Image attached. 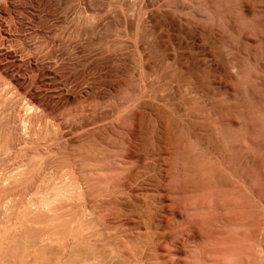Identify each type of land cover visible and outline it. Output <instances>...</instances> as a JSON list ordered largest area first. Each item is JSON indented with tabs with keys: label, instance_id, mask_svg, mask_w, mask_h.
<instances>
[{
	"label": "rangeland",
	"instance_id": "374dc122",
	"mask_svg": "<svg viewBox=\"0 0 264 264\" xmlns=\"http://www.w3.org/2000/svg\"><path fill=\"white\" fill-rule=\"evenodd\" d=\"M92 1L20 0L13 7L19 25L12 28L35 35L33 44L51 39L46 59L37 53L19 72L11 71L21 75V86L35 96L44 119L63 114L70 119L69 158L87 208L84 247H97L99 264H264V0H145L142 6L135 0ZM79 19L80 38L73 22ZM36 66L43 70L39 78L58 79L61 92L32 83ZM83 145H94L96 153L78 160L76 149Z\"/></svg>",
	"mask_w": 264,
	"mask_h": 264
},
{
	"label": "bare ground",
	"instance_id": "6f19581e",
	"mask_svg": "<svg viewBox=\"0 0 264 264\" xmlns=\"http://www.w3.org/2000/svg\"><path fill=\"white\" fill-rule=\"evenodd\" d=\"M20 0H0V264H99L101 257L95 253L94 249L83 245L85 231L88 228L84 226L83 215L87 208L83 203L82 187L78 184L74 172L76 168L75 161L69 158L71 154L68 149V134L66 127L70 121L68 115H62L60 118H45L44 110L37 104L35 96L29 89L21 86V75H17L26 61L32 60L35 55L46 59L51 51V42L49 38L44 37L40 43H34V36L31 34H21L17 29L18 20L13 13V7ZM22 1V0H21ZM30 1V0H29ZM44 1V0H43ZM62 1V0H61ZM65 2L80 3L81 0H64ZM92 1V0H90ZM96 0H94L95 2ZM99 1V0H98ZM109 1V0H108ZM107 1V2H108ZM116 1V0H115ZM120 2L119 0H117ZM123 1V0H121ZM142 6L145 0H135ZM147 1V0H146ZM164 1V0H163ZM163 1H161L163 3ZM58 2V1H57ZM93 2V1H92ZM117 2V5H118ZM130 2V1H129ZM148 2V1H147ZM154 2V1H153ZM160 2V0H159ZM170 2V1H169ZM168 2V3H169ZM35 3V2H34ZM62 3V2H61ZM60 3V4H61ZM96 3V2H95ZM113 3V1H112ZM132 3V2H131ZM24 4V3H23ZM66 4V3H65ZM72 4V3H71ZM70 4V5H71ZM87 4V3H86ZM102 4V2H101ZM110 4V3H108ZM116 4V2L114 3ZM122 4H125L123 2ZM128 4V2H127ZM147 4V3H146ZM161 4V3H160ZM35 5V4H34ZM48 5V4H47ZM50 5V4H49ZM69 5V4H68ZM96 5V4H95ZM103 5V4H102ZM105 5V4H104ZM103 5V6H104ZM112 5V4H111ZM130 5V4H129ZM128 5V7H129ZM129 8L131 10H136ZM159 5V4H158ZM157 5V6H158ZM165 5V4H164ZM59 6V5H58ZM65 6V5H64ZM74 6V5H73ZM77 6V4H76ZM85 6V5H84ZM102 6V7H103ZM106 6V5H105ZM121 6V5H120ZM47 7V6H46ZM69 7V6H67ZM87 7V6H86ZM94 7V6H93ZM101 7V8H102ZM127 7V5L125 6ZM155 7V6H154ZM153 7V8H154ZM16 8V7H15ZM64 8V7H63ZM72 8V7H71ZM82 8V7H81ZM97 8V7H96ZM109 8V7H106ZM122 8V6H121ZM139 8V7H138ZM143 8V7H142ZM51 9V8H50ZM53 9V8H52ZM87 9V8H86ZM110 9V8H109ZM107 9V10H109ZM111 9H114L112 6ZM141 9V8H140ZM149 9V8H147ZM164 9V8H163ZM162 9V11H163ZM169 9V8H167ZM85 10V8H84ZM88 10V9H87ZM90 10V9H89ZM98 10V9H97ZM102 10V9H100ZM119 8L117 9V11ZM126 10V9H125ZM138 10V9H137ZM160 10V9H159ZM33 11V10H31ZM62 11V10H61ZM60 11V12H61ZM75 11V10H73ZM95 11V10H94ZM110 11V10H109ZM121 11V10H120ZM146 11V10H145ZM65 12V11H64ZM77 12V9H76ZM83 12V9H82ZM80 12V14L82 13ZM88 12V11H87ZM100 12V11H99ZM111 11L110 13H112ZM127 12V11H126ZM131 12V11H130ZM133 12V11H132ZM137 12V11H136ZM140 12V10H139ZM147 12V11H146ZM145 12V13H146ZM24 13V12H23ZM73 13V12H72ZM79 13V12H78ZM86 13V12H85ZM95 13V12H94ZM97 13V11H96ZM95 13V14H96ZM115 13V12H114ZM123 12L122 14H124ZM129 13V12H127ZM142 13V12H141ZM144 13V12H143ZM142 13V15H143ZM148 13V12H147ZM146 13V14H147ZM22 14V13H21ZM56 14V13H55ZM58 14V12H57ZM71 14V13H70ZM77 14V13H76ZM84 14V13H83ZM92 14V13H90ZM99 14V13H98ZM109 14V13H108ZM121 14V13H120ZM121 14V15H122ZM130 14V13H129ZM134 14V13H133ZM136 14V13H135ZM28 15V14H27ZM44 15V13H43ZM46 15V14H45ZM66 15V14H65ZM74 15V14H73ZM86 15V14H85ZM88 15V14H87ZM93 15V14H92ZM97 15V14H96ZM101 15V13H100ZM107 15V14H106ZM111 15V14H110ZM114 15V14H112ZM116 15V13H115ZM119 15V13H118ZM120 15V16H121ZM131 15V14H130ZM138 15V14H137ZM141 15V17H142ZM145 15V14H144ZM149 15V14H148ZM31 16V15H30ZM29 16V17H30ZM60 16V15H58ZM63 16V15H61ZM69 16V15H68ZM80 16H83L82 14ZM95 16V15H94ZM127 16V15H126ZM139 16V15H138ZM147 16V15H146ZM50 17V16H49ZM65 17V16H64ZM87 17V16H86ZM104 17V16H103ZM109 17V16H108ZM113 17V16H111ZM134 17V16H133ZM136 17V16H135ZM140 17V16H139ZM140 17V18H141ZM144 17V16H143ZM32 18V17H31ZM34 18V17H33ZM55 18V17H53ZM73 18V17H71ZM70 18V19H71ZM75 18V17H74ZM89 19L91 17H88ZM86 18V23L89 19ZM96 17H94L95 20ZM99 18V17H98ZM106 18V17H105ZM104 18V19H105ZM116 18V17H115ZM139 18V20H140ZM77 19V16H76ZM81 19V17H80ZM73 21L75 32L78 38L81 36L82 23L80 20ZM83 19V18H82ZM88 19V20H87ZM92 19V18H91ZM90 19V20H91ZM100 19V18H99ZM98 19V20H99ZM113 19V18H111ZM119 19V17H118ZM29 20V19H28ZM49 20V19H48ZM51 20V18H50ZM68 20V19H67ZM84 20V19H83ZM93 20V19H92ZM136 20V19H135ZM145 20V19H144ZM21 21V20H20ZM30 21V20H29ZM55 21V20H54ZM52 21V22H54ZM97 21V20H95ZM95 21H90L94 22ZM103 21V19H102ZM107 21V20H106ZM109 21V19H108ZM125 21V20H124ZM131 21V20H130ZM143 21V18H142ZM149 21V20H148ZM46 22V21H45ZM71 22V21H70ZM84 22V21H83ZM110 22V21H109ZM141 21L137 23L139 25ZM152 22V21H151ZM43 23V22H42ZM47 23V22H46ZM63 23V22H62ZM85 23V24H86ZM93 23V25H94ZM97 23V22H96ZM101 23V22H100ZM52 24V23H51ZM58 24V23H57ZM64 24V23H63ZM67 24V22H66ZM72 24V23H71ZM111 24V23H110ZM116 24V23H114ZM122 24V23H121ZM145 24V22H144ZM150 24V23H149ZM89 25V24H88ZM92 25V27H93ZM97 25V24H96ZM106 25V24H104ZM103 25V26H104ZM109 25V24H107ZM119 25V24H118ZM123 25V24H122ZM125 25V24H124ZM127 25V24H126ZM141 25V24H140ZM139 25V26H140ZM40 26V25H39ZM62 26V25H60ZM68 26V25H65ZM87 26V25H86ZM99 26V25H98ZM102 26V27H103ZM120 26V25H119ZM144 26V25H143ZM88 27V26H87ZM95 27V26H94ZM101 27V28H102ZM129 27V25H128ZM134 27V26H133ZM70 28V27H69ZM68 28V29H69ZM86 28V27H85ZM89 28H91L89 26ZM86 28V29H89ZM109 28V27H108ZM127 28V26H126ZM125 28V29H126ZM132 28V27H131ZM140 28V27H139ZM138 28V29H139ZM42 29V28H41ZM93 29V28H92ZM96 29V28H95ZM112 29V28H111ZM136 30V32L139 30ZM141 29V28H140ZM154 29V28H151ZM20 30V29H19ZM73 30V29H72ZM71 30V31H72ZM90 30V29H89ZM98 30V29H97ZM101 30V29H100ZM107 30V29H106ZM143 30V29H141ZM87 31V30H85ZM93 31V30H92ZM114 31V30H113ZM121 31V29H120ZM123 31V30H122ZM128 31V30H127ZM21 32V31H20ZM29 32V31H28ZM27 32V33H28ZM58 32V31H57ZM74 32V31H73ZM88 32V31H87ZM107 32V31H106ZM115 32V31H114ZM118 32V31H117ZM132 32V31H131ZM59 33V32H58ZM89 33V32H88ZM95 33V32H94ZM93 33V34H94ZM100 33V32H99ZM103 34V32H101ZM126 33V32H125ZM125 33H123L125 36ZM55 34V32H54ZM67 34V33H66ZM87 34V33H86ZM119 34V33H117ZM130 34V33H127ZM126 34V35H127ZM134 34V32H133ZM137 34V33H136ZM59 35V34H58ZM61 35V33H60ZM71 35V34H70ZM107 35V34H106ZM114 33H112V36ZM122 35V32H121ZM63 36V33H62ZM68 36V35H67ZM76 36V35H75ZM87 36V35H86ZM90 36V34L88 35ZM95 36V34H94ZM101 36V35H99ZM109 36V35H108ZM116 36V35H115ZM153 36V35H152ZM155 36V35H154ZM59 37V36H58ZM74 37V35H73ZM92 37V35H91ZM97 37V35H96ZM118 37H120L118 35ZM126 37V36H125ZM132 37V35H131ZM138 37V36H137ZM144 37V36H143ZM54 38V37H53ZM82 38V37H81ZM98 38V37H97ZM105 38V37H104ZM115 38V37H114ZM135 38V37H134ZM141 38V37H140ZM154 38V37H153ZM40 39V38H38ZM57 39V38H56ZM55 39V40H56ZM63 39V38H62ZM125 39V38H124ZM136 39V38H135ZM138 39V38H137ZM136 39V40H137ZM155 39V38H154ZM68 40V39H67ZM81 40V39H80ZM115 40V39H114ZM135 40V41H136ZM139 40V39H138ZM38 41V40H37ZM63 41V40H62ZM82 41V40H81ZM96 41V40H95ZM113 41V40H112ZM119 41V40H118ZM35 42V41H34ZM60 42V41H59ZM83 42V41H82ZM93 42V40H92ZM108 42V41H107ZM116 42V41H115ZM124 42V41H123ZM122 42V43H123ZM130 42V41H129ZM153 42V41H152ZM54 43V42H53ZM61 43V42H60ZM71 43V41H70ZM111 43V42H110ZM127 43V42H126ZM89 44V43H88ZM95 44V43H92ZM116 44H118L116 42ZM157 44V43H156ZM55 45V44H53ZM101 45V44H100ZM98 45V46H100ZM104 45V44H102ZM110 45V44H109ZM136 45V44H135ZM139 45V44H138ZM69 46V45H68ZM71 46V45H70ZM111 46V45H110ZM61 47V46H60ZM79 47V46H78ZM96 47V46H95ZM94 47V48H95ZM117 47V46H116ZM114 47V50L115 48ZM122 47V46H121ZM148 47V46H147ZM40 48L41 52H38ZM67 48V47H66ZM76 48V47H74ZM90 48V47H89ZM98 48V47H97ZM96 48V49H97ZM113 48V47H111ZM130 48V47H129ZM132 48V47H131ZM137 48V47H136ZM55 49V48H54ZM82 49V48H81ZM93 49V48H92ZM105 49V48H104ZM44 50L45 55L42 54ZM61 50V49H60ZM68 50V49H67ZM74 50V49H72ZM79 50V49H78ZM95 50V49H94ZM103 50V49H102ZM118 50V49H117ZM124 50V49H123ZM131 50V49H130ZM135 50V49H134ZM132 50V51H134ZM138 50V49H137ZM65 51V49H64ZM69 51V50H68ZM67 51V52H68ZM77 52V50H75ZM87 51V50H86ZM127 51V50H126ZM131 51V52H132ZM139 51V50H138ZM90 52V51H89ZM88 52V53H89ZM98 52V51H97ZM114 52V51H109ZM123 52V51H122ZM66 53V52H65ZM87 53V52H85ZM104 53V52H103ZM106 53V52H105ZM116 53V52H115ZM136 53V52H135ZM145 53V52H144ZM59 54V53H58ZM95 54V53H94ZM112 54V53H111ZM119 54V53H118ZM127 54V53H126ZM138 54V52H137ZM146 54V53H145ZM144 54V55H145ZM71 55V54H70ZM79 54H77L78 56ZM100 55V54H98ZM103 55V54H102ZM116 55V54H114ZM142 55V53H141ZM80 56V55H79ZM82 56V55H81ZM91 56V55H90ZM124 56V55H123ZM126 56V55H125ZM134 56V53H133ZM138 56V55H137ZM154 56V54H153ZM38 57V58H39ZM59 57V56H58ZM57 57V58H58ZM75 57V55H74ZM96 57V56H95ZM102 57V56H101ZM135 57V56H134ZM50 58V57H49ZM66 58V57H65ZM73 58V57H72ZM76 58V57H75ZM112 58V57H111ZM120 58V57H119ZM139 58V57H138ZM169 58V57H168ZM60 59V58H59ZM58 59V60H59ZM99 59V58H98ZM124 59V58H123ZM145 59V58H144ZM143 59V61H144ZM148 59V58H147ZM92 60V59H91ZM90 60V61H91ZM94 60V59H93ZM120 60V59H119ZM134 60V59H133ZM141 60V59H140ZM150 60V59H149ZM48 61V60H46ZM45 61V62H46ZM57 61V60H56ZM89 61V62H90ZM107 61V60H106ZM137 61V60H136ZM27 62V63H28ZM44 62V63H45ZM58 62V61H57ZM62 62V61H61ZM82 62V61H81ZM85 62V61H84ZM99 62V61H98ZM118 62V61H117ZM134 62V61H133ZM140 62V61H138ZM145 62V61H144ZM150 62V61H149ZM156 62V61H155ZM43 63V62H42ZM111 63V62H110ZM122 63V62H121ZM120 61L119 64L121 65ZM126 63V62H125ZM50 64V63H49ZM109 64V63H108ZM145 64V63H144ZM143 64V65H144ZM51 65V64H50ZM142 65V64H141ZM45 66V65H44ZM59 66V64L57 65ZM87 66V65H86ZM139 66V65H138ZM12 67L17 70L11 71ZM83 67V66H82ZM113 67V66H112ZM137 67V66H136ZM154 67V66H153ZM93 68V67H92ZM98 68V67H97ZM144 68V66L142 67ZM78 68H75V70ZM82 69V68H80ZM86 69V68H85ZM112 69V68H111ZM122 69V67H121ZM148 69V68H146ZM153 69V68H152ZM156 69V67H155ZM29 70V69H28ZM41 67L36 66L30 79L40 90L58 92L61 90L58 79L52 78L49 74L45 78H39L42 71ZM74 70V71H75ZM145 70V69H144ZM175 70V69H174ZM86 71V70H85ZM122 71V70H121ZM141 71V69H140ZM139 71V72H140ZM146 71V70H145ZM156 71V70H155ZM161 71V70H160ZM176 71V70H175ZM15 72V73H13ZM29 72V71H28ZM157 72V71H156ZM46 73V72H45ZM62 73V72H61ZM97 73V72H96ZM119 73V71H118ZM137 73V72H136ZM154 73V72H153ZM24 74V73H23ZM95 74V73H94ZM93 74V75H94ZM128 74V73H127ZM146 74V72H145ZM44 75V74H43ZM72 75V74H71ZM87 75V74H85ZM133 75V74H132ZM137 75V74H136ZM157 75V73H156ZM159 75V74H158ZM161 75V74H160ZM80 76V75H79ZM91 76V75H90ZM126 76V75H125ZM130 76V75H129ZM134 76V75H133ZM138 76V75H137ZM142 76H144L142 74ZM146 76V75H145ZM144 76V77H145ZM148 76V73H147ZM155 76V75H154ZM163 76V75H162ZM97 77V76H96ZM105 77V76H103ZM122 77V75H121ZM141 77V76H140ZM150 77V76H149ZM168 77V76H167ZM171 77V76H170ZM38 78L40 83H36ZM66 78V77H65ZM68 78V77H67ZM89 78V77H88ZM91 78V77H90ZM115 78V77H114ZM117 78V77H116ZM128 78V77H126ZM133 78V77H132ZM152 78V77H151ZM155 78V77H153ZM160 78V77H159ZM158 78V79H159ZM24 79V78H23ZM95 79V78H94ZM97 79V78H96ZM99 79V78H98ZM102 79V78H101ZM113 79V78H112ZM119 79V78H118ZM138 79V77H137ZM140 79V78H139ZM175 79V78H174ZM60 80V79H59ZM90 80V79H89ZM115 80V79H114ZM127 80V79H126ZM161 80V79H160ZM176 80V79H175ZM180 80V79H179ZM182 80V78H181ZM30 81V80H29ZM80 81V80H79ZM132 81V80H131ZM81 82V81H80ZM92 82V81H90ZM127 82V81H126ZM130 82V80H129ZM137 82V81H136ZM135 82V83H136ZM142 82V81H141ZM144 82V81H143ZM150 82V79H149ZM68 83V82H67ZM72 83V82H71ZM84 83V80H83ZM147 83V81H145ZM152 83V82H151ZM159 83V82H158ZM166 83L162 82L161 84ZM177 83V82H176ZM188 83V82H187ZM29 84V83H28ZM107 84V83H106ZM134 84V83H133ZM157 84V83H156ZM160 84V83H159ZM168 84V83H167ZM175 84V83H174ZM27 85V84H26ZM73 85V84H71ZM99 85V84H98ZM129 85V84H128ZM131 85V84H130ZM170 85V84H169ZM178 85V84H177ZM33 86V85H32ZM32 86L30 89H32ZM62 86V85H61ZM66 86V85H65ZM85 86V85H84ZM101 86V85H99ZM104 86V85H103ZM132 86V85H131ZM155 86V85H154ZM175 86V85H173ZM83 87V86H81ZM80 87V88H81ZM117 87V86H115ZM135 87V84H134ZM169 87V86H168ZM103 88V87H101ZM122 88V87H121ZM138 88V86H137ZM34 89V88H33ZM84 89V88H83ZM100 89V88H99ZM119 89V88H118ZM140 89V88H139ZM143 89V87L141 88ZM147 89V88H146ZM163 89H165L163 87ZM168 90L170 88H167ZM98 90V89H97ZM134 90V89H133ZM149 90V89H148ZM159 90V89H158ZM162 90V89H161ZM166 90V89H165ZM167 90V91H168ZM87 91V90H86ZM128 91V90H127ZM146 91V90H144ZM156 91V89L154 90ZM164 91V90H163ZM165 91V93L167 92ZM61 92V91H60ZM133 92V91H132ZM148 92V91H146ZM150 92V91H149ZM148 92V93H149ZM152 92V89H151ZM169 92V91H168ZM167 92V93H168ZM63 93V92H62ZM61 93V94H62ZM84 93V92H83ZM128 93V92H127ZM154 94V92H152ZM44 94V93H43ZM68 94V93H67ZM95 94V93H94ZM126 94V93H125ZM139 94V93H138ZM146 94V93H145ZM143 94V95H145ZM150 94V93H149ZM90 95H92L90 93ZM120 95V94H119ZM122 95V94H121ZM129 95V94H128ZM142 95V91H141ZM155 95V94H154ZM158 95V94H157ZM164 95V94H163ZM43 96V95H42ZM55 96V95H54ZM135 96V95H134ZM160 96V95H159ZM65 97V96H64ZM124 97V96H123ZM137 97V96H136ZM135 97V98H136ZM150 97V96H149ZM148 97V99H149ZM156 97V96H155ZM167 97V96H166ZM111 98V97H110ZM115 98V97H114ZM59 99V98H58ZM64 99V98H63ZM96 99V98H95ZM128 99V98H127ZM140 99V97H139ZM143 99V97H142ZM146 99V98H144ZM84 100V99H83ZM93 100V99H92ZM91 100V101H92ZM115 100V99H114ZM123 101V100H122ZM140 101V100H139ZM66 102V101H65ZM64 102V103H65ZM99 102V99L97 103ZM103 102V101H102ZM111 102V100H110ZM127 102V101H126ZM131 102V101H130ZM141 102V101H140ZM139 102V103H140ZM69 103V102H68ZM83 103V102H82ZM87 103V102H86ZM91 103V102H90ZM88 102V104H90ZM108 103V102H107ZM131 108L133 107V102ZM137 103V102H136ZM62 104V103H61ZM79 104V103H78ZM87 104V105H88ZM96 104V103H94ZM90 106L92 113L96 111L95 105ZM115 104V103H114ZM121 104V103H119ZM67 105V104H66ZM103 105V104H102ZM105 105V104H104ZM107 105V104H106ZM116 105V104H115ZM122 105V104H121ZM129 105V104H128ZM139 105V104H137ZM141 105V104H140ZM73 106V105H72ZM98 106V105H97ZM112 106V105H111ZM118 106V105H117ZM136 106V105H135ZM75 107V106H74ZM84 107V106H83ZM56 108V107H55ZM86 108V107H85ZM100 108V107H99ZM71 109V108H70ZM119 109V108H118ZM130 109V108H129ZM72 110V109H71ZM86 110V109H85ZM85 110L79 113V120H82ZM115 110V109H114ZM99 112V111H98ZM120 112V110H119ZM128 112V111H127ZM131 112V111H130ZM129 112V114H131ZM66 113V112H65ZM73 113V112H72ZM126 113V112H125ZM71 114V113H70ZM77 114V113H76ZM98 114V113H97ZM102 114V113H101ZM117 114V113H116ZM115 114V115H116ZM123 114V113H122ZM128 114V113H127ZM72 115V114H71ZM69 115V116H71ZM75 115V113H74ZM95 115V114H94ZM121 115V113H120ZM119 115V117H120ZM125 115V114H124ZM123 115V116H124ZM47 116V115H46ZM50 116V115H49ZM73 116V115H72ZM71 116V117H72ZM118 116V115H117ZM114 117V116H113ZM130 117V116H129ZM109 118V117H108ZM124 118V117H121ZM77 119V116H76ZM106 119V118H105ZM78 120V119H77ZM99 120V119H98ZM109 120V119H108ZM108 120H105L107 123ZM111 120V118H110ZM109 120V121H110ZM116 120V119H115ZM120 120V119H119ZM84 121V120H83ZM118 121V119H117ZM116 121V122H117ZM125 121V120H124ZM80 122V121H79ZM101 121L100 123H102ZM122 122V120H121ZM104 123V122H103ZM109 123V122H108ZM124 123V122H123ZM99 124V122H98ZM114 124V123H111ZM101 125V124H100ZM116 125V124H115ZM114 125V126H115ZM95 126H97L95 124ZM94 126V127H95ZM110 126V125H108ZM79 127V124H78ZM90 127V126H89ZM88 127V128H89ZM103 127V126H102ZM106 128V126H104ZM116 128V127H115ZM119 128V127H118ZM109 129V128H108ZM73 130V129H72ZM82 130V129H81ZM79 130V132L81 131ZM87 128H84L86 132ZM100 130V129H99ZM107 130V129H106ZM117 130V129H116ZM77 131V130H76ZM83 131V130H82ZM81 131V132H82ZM98 131V130H97ZM80 132V133H81ZM90 132V131H89ZM75 133V132H74ZM93 133V132H90ZM89 133V134H90ZM110 133V132H109ZM129 133V131H128ZM127 133V134H128ZM76 134V133H75ZM78 134V132H77ZM94 134V133H93ZM111 134V133H110ZM122 134V133H121ZM120 134V135H121ZM114 135V134H113ZM112 135V137H113ZM124 135V134H123ZM73 137V135H71ZM75 136V135H74ZM126 136V135H125ZM70 137V136H69ZM85 137V136H84ZM105 137V136H104ZM118 137V136H117ZM127 137V136H126ZM116 138V136L114 137ZM119 138V137H118ZM124 138V137H122ZM83 139V138H82ZM87 138L84 139L86 141ZM111 139V137H110ZM120 139V138H119ZM115 140V139H114ZM123 140V139H122ZM88 141V140H87ZM106 141V140H105ZM109 141V140H108ZM112 141V140H111ZM70 142V141H69ZM90 142V141H89ZM120 142V140H119ZM126 142V140H125ZM81 143V142H80ZM102 143V142H100ZM122 143V142H121ZM70 144V143H69ZM74 144V143H73ZM90 144H93L92 142ZM99 145V144H98ZM127 146L128 143L126 144ZM79 146V145H78ZM82 146V145H81ZM87 146V145H86ZM76 149L79 158L84 155L96 153L93 146ZM100 146V145H99ZM97 146V148L99 147ZM108 145H106L107 147ZM76 147V146H75ZM74 147V148H75ZM108 148H110L108 146ZM129 148V147H127ZM104 149V148H103ZM101 150V148H99ZM127 150V149H125ZM109 151V150H107ZM99 152V151H97ZM103 152V151H102ZM128 152V151H127ZM105 154V153H104ZM103 154V156H104ZM108 155V154H107ZM111 155V154H110ZM93 157V156H92ZM106 157V155H105ZM108 157V156H107ZM106 157V158H107ZM85 158V157H84ZM94 158V157H93ZM96 158V157H95ZM159 158V157H158ZM89 159V158H88ZM81 160V159H80ZM110 160H106V162ZM153 161V160H152ZM82 162V161H81ZM92 162V161H91ZM89 163V162H88ZM87 163V164H88ZM95 164V161L92 162ZM98 163V162H97ZM102 163V162H101ZM100 163V165H102ZM105 163V162H104ZM111 163V162H110ZM86 165V163H82ZM157 164V163H156ZM207 164V163H205ZM113 165V164H112ZM111 165V166H112ZM79 166V165H78ZM125 166V165H124ZM160 166V165H159ZM81 167V166H80ZM105 167V165H104ZM103 167V168H104ZM107 167V166H106ZM113 167V166H112ZM85 168V167H84ZM83 168V169H84ZM88 168V167H87ZM97 168V167H96ZM99 168V166H98ZM101 168V167H100ZM102 168V169H103ZM124 168V167H123ZM126 168V167H125ZM128 168V167H127ZM160 168V167H159ZM79 169V168H78ZM82 169V170H83ZM86 169V168H85ZM93 169V168H92ZM81 170V171H82ZM90 170V168H89ZM106 170V168H105ZM134 170V169H133ZM86 171V170H85ZM94 171V170H93ZM112 171V170H111ZM99 172V171H98ZM102 172V170H101ZM113 172V171H112ZM129 172V171H128ZM121 173V171H120ZM213 173V172H212ZM77 174V173H76ZM88 174V173H87ZM91 174V173H90ZM93 174V173H92ZM91 174V175H92ZM96 174V173H94ZM111 174V173H109ZM209 174V173H208ZM79 175V174H77ZM103 175V174H101ZM113 175V174H112ZM111 175V176H112ZM148 176V175H147ZM113 177V176H112ZM146 177V176H145ZM158 177V175H157ZM117 178V177H116ZM123 178V175H122ZM147 178V177H146ZM202 178V177H201ZM107 179H109L107 177ZM128 179V178H127ZM126 179V180H127ZM144 179V178H143ZM200 179V178H199ZM98 179H96L97 181ZM111 180V179H110ZM116 180V179H115ZM121 180V179H120ZM211 181V179H209ZM108 181V180H107ZM200 181V180H199ZM144 182V181H143ZM118 183V182H117ZM123 183V181H122ZM207 183V181H206ZM119 185L120 184H116ZM113 184V185H114ZM83 185V184H82ZM98 185V184H97ZM114 185V187H115ZM137 185V184H136ZM139 185V184H138ZM121 187V186H120ZM91 188V187H90ZM89 188V189H90ZM107 188V187H106ZM119 188V187H118ZM117 188V189H118ZM132 188V187H131ZM115 189V188H113ZM122 189V188H121ZM85 190V188L83 189ZM108 190V188H107ZM104 191V190H103ZM118 191V190H117ZM126 191V190H125ZM130 191V189H129ZM106 192V191H105ZM114 192V190H113ZM111 191V193H113ZM102 193V192H101ZM124 193V192H123ZM105 194V193H104ZM119 194V193H118ZM117 194V195H118ZM199 194V193H198ZM87 195V194H86ZM101 195V194H100ZM109 195V194H108ZM111 195V194H110ZM120 195V194H119ZM156 195V194H155ZM158 195V194H157ZM113 196V195H112ZM99 197V196H98ZM105 197V195L103 196ZM107 197V196H106ZM132 197V196H131ZM152 197V196H151ZM154 197V196H153ZM100 198V197H99ZM98 198V199H99ZM119 198V197H118ZM157 198V197H156ZM130 199V198H129ZM103 200V199H102ZM105 200V199H104ZM121 200V199H120ZM244 201V200H243ZM103 203V201H101ZM100 202V203H101ZM123 202V201H122ZM127 202V201H126ZM151 202V201H150ZM149 202V203H150ZM153 203V201L151 202ZM86 204V203H85ZM124 204V203H123ZM88 205V204H87ZM96 205V204H95ZM148 205V204H147ZM151 205V204H149ZM153 205H156L153 203ZM100 206V205H99ZM103 207V206H102ZM114 207V206H112ZM117 207V206H116ZM147 207V206H146ZM144 206V209H146ZM155 207V206H154ZM153 207V208H154ZM89 208V207H88ZM94 208V207H93ZM106 208V207H105ZM122 208V206H121ZM142 208V206H141ZM150 208V207H149ZM100 209H97V211ZM123 210V209H122ZM151 210V209H150ZM89 211V210H88ZM95 211V210H94ZM109 211V210H108ZM120 211V210H118ZM142 211V210H141ZM92 212V211H91ZM96 212V211H95ZM111 212V211H110ZM153 212V211H152ZM94 213V212H92ZM131 213V212H130ZM145 213V211H144ZM147 213V212H146ZM151 213V212H149ZM147 213V214H149ZM155 213V212H154ZM90 214V213H89ZM95 214V213H94ZM126 214V213H125ZM128 214V212H127ZM143 214V213H142ZM88 215V213H87ZM100 215V213L98 214ZM104 215V214H103ZM96 216V215H95ZM86 217V216H85ZM90 217V216H89ZM99 219L101 218L98 216ZM103 217V216H102ZM114 217V215H113ZM91 218V217H90ZM94 218V217H93ZM88 219V218H87ZM122 219V218H119ZM128 219V218H127ZM126 219V220H127ZM251 219V218H250ZM89 220V219H88ZM92 220V219H91ZM95 220V219H93ZM92 220V222H93ZM106 220V219H105ZM104 220V221H105ZM102 221V220H101ZM129 221V220H128ZM90 223V222H89ZM88 223V224H89ZM96 223V221H95ZM109 223V222H108ZM86 224V223H85ZM98 224V223H97ZM100 224V223H99ZM105 224V223H104ZM110 224V223H109ZM96 226V224H95ZM106 226V225H105ZM111 225H109L110 227ZM121 226V225H120ZM127 226V225H126ZM97 227V226H96ZM101 227V226H99ZM233 227V226H232ZM103 228V227H101ZM106 228V227H105ZM118 228V227H117ZM90 229V228H89ZM110 229V228H109ZM92 230V229H91ZM97 230H99L97 228ZM123 230V229H122ZM105 231V230H104ZM88 232V231H86ZM91 232V231H90ZM103 232V231H101ZM100 232V233H101ZM89 233V232H88ZM94 233V232H92ZM99 233V235H100ZM98 234V233H97ZM106 234V233H105ZM111 234V233H110ZM90 235V234H89ZM102 235H100L101 237ZM120 236V235H119ZM97 237V236H96ZM88 238V235H87ZM99 238V236H98ZM108 238V237H107ZM117 238V235H116ZM115 238V239H116ZM103 239V238H102ZM111 239V238H109ZM114 239V240H115ZM118 239V238H117ZM90 240V239H89ZM104 240V239H103ZM126 240V239H125ZM87 242V240L85 239ZM93 241V239H92ZM91 241V242H92ZM96 240H94L95 242ZM85 242V243H86ZM90 242V241H89ZM103 242V241H102ZM90 244V243H89ZM104 244V243H103ZM89 248V250L86 249ZM106 248V246H103ZM99 248V247H98ZM99 250V249H98ZM101 251V249H100ZM104 251V249H103ZM109 251V250H108ZM125 257V256H124ZM109 259V258H108ZM113 259V258H112ZM111 259V260H112ZM92 260V261H91ZM126 260V259H125ZM128 260V259H127ZM91 261V262H90ZM104 263V262H103Z\"/></svg>",
	"mask_w": 264,
	"mask_h": 264
}]
</instances>
